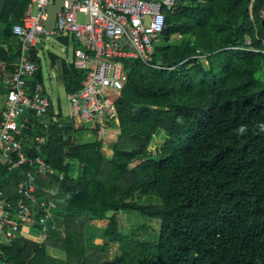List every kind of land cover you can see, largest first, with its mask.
<instances>
[{
  "label": "trees",
  "instance_id": "obj_1",
  "mask_svg": "<svg viewBox=\"0 0 264 264\" xmlns=\"http://www.w3.org/2000/svg\"><path fill=\"white\" fill-rule=\"evenodd\" d=\"M29 2L0 0V92L20 51L13 26ZM263 10L264 0H175L154 64L130 63L112 141L101 125L52 104L27 130L24 148L54 170L38 174L36 194L56 200L65 235L0 237V264H264ZM176 33L184 38L171 42ZM30 59L39 68L28 82L43 85L37 47ZM63 65L67 92L78 90L85 73ZM84 129L95 137L80 140ZM28 169L0 162V189L16 200ZM120 211L159 219V233H123ZM106 218L102 236L90 232L93 220ZM111 242L119 252L108 258Z\"/></svg>",
  "mask_w": 264,
  "mask_h": 264
},
{
  "label": "built area",
  "instance_id": "obj_2",
  "mask_svg": "<svg viewBox=\"0 0 264 264\" xmlns=\"http://www.w3.org/2000/svg\"><path fill=\"white\" fill-rule=\"evenodd\" d=\"M52 2L30 0L23 20L13 26L20 51L0 110V162L13 167L29 164L33 169L19 180L16 200L0 189V237L6 239L26 235L45 242L51 235V219L57 215L56 200L36 194L38 174L47 175L54 170L41 155L30 154L24 148V138H29L27 130L36 120L44 121L53 104L44 85L28 82L39 68L30 59V51L39 47L38 34L67 35L78 43L73 63L85 73V78L78 90L68 92V116L106 130L113 123L119 124L116 97L128 80L130 63L141 59L154 64L166 27L165 11L175 5V0H64L54 28L48 31L45 20ZM176 34L179 41L184 38L181 33ZM196 57L208 62L207 54ZM45 142L46 136L41 135L36 148ZM26 226L30 231L25 230Z\"/></svg>",
  "mask_w": 264,
  "mask_h": 264
},
{
  "label": "rangeland",
  "instance_id": "obj_3",
  "mask_svg": "<svg viewBox=\"0 0 264 264\" xmlns=\"http://www.w3.org/2000/svg\"><path fill=\"white\" fill-rule=\"evenodd\" d=\"M83 19H87V17L83 16ZM38 36L40 43L37 49L45 91L51 98L53 106L55 108H61L62 112L68 116L71 106L68 98V92L63 81L62 61L66 60L68 63L74 61L75 49L78 47V43L71 38H69L68 42H65L58 35L53 33H39ZM178 41L177 34H174L171 37V42ZM54 55L57 56L56 59H54ZM203 61L208 63L206 60ZM4 99V92H0V110ZM115 130V126H110L106 128V130H102L101 136L107 141H112L116 138V135L114 134ZM78 137L80 140H89L93 139L95 134L90 129H84L78 133ZM107 146L108 144L105 145V147ZM134 165L135 164H131V166ZM136 200L139 202L148 201L146 196H136ZM117 216L120 222L121 230H123V233L125 234L152 239L155 237V232H157V234L159 233L161 225L159 219L150 218L137 211H120ZM108 222L109 219L94 221L92 223V227L90 228V232L98 237L102 236V230ZM50 224L51 226L49 231L51 234L55 233L57 236H64L58 234L61 232V219H58L57 217L52 218ZM25 230L30 231L28 226L25 227ZM118 252V242H111L110 246L106 249L104 256L106 255L108 258H113Z\"/></svg>",
  "mask_w": 264,
  "mask_h": 264
},
{
  "label": "water",
  "instance_id": "obj_4",
  "mask_svg": "<svg viewBox=\"0 0 264 264\" xmlns=\"http://www.w3.org/2000/svg\"><path fill=\"white\" fill-rule=\"evenodd\" d=\"M64 0H54L48 7V17L45 20V26L48 31L52 30L55 26L58 12L63 6ZM262 24L264 25V16L262 18Z\"/></svg>",
  "mask_w": 264,
  "mask_h": 264
},
{
  "label": "crops",
  "instance_id": "obj_5",
  "mask_svg": "<svg viewBox=\"0 0 264 264\" xmlns=\"http://www.w3.org/2000/svg\"><path fill=\"white\" fill-rule=\"evenodd\" d=\"M65 62H67L66 60H64ZM68 63V62H67ZM62 70H64V65H63V61H62ZM4 96H5V93H4ZM4 101H5V99H4ZM4 101H3V103H2V105H1V108L3 107V104H4ZM56 217L58 218V219H61V221H62V226L60 227V233H58V234H61V235H65V221H64V218L63 217H61V216H58V215H56ZM55 218V217H54ZM106 219H108V218H106ZM96 220H103V219H96ZM96 220H93V222L94 221H96ZM92 222V223H93ZM59 228V227H58ZM51 235H56L55 233H52ZM57 236V235H56ZM61 237V236H60Z\"/></svg>",
  "mask_w": 264,
  "mask_h": 264
},
{
  "label": "clouds",
  "instance_id": "obj_6",
  "mask_svg": "<svg viewBox=\"0 0 264 264\" xmlns=\"http://www.w3.org/2000/svg\"><path fill=\"white\" fill-rule=\"evenodd\" d=\"M240 132H243L244 131V128L243 127H241V129L239 130Z\"/></svg>",
  "mask_w": 264,
  "mask_h": 264
}]
</instances>
